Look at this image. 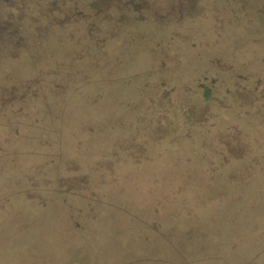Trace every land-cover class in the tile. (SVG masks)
I'll use <instances>...</instances> for the list:
<instances>
[{"label": "rangeland", "instance_id": "rangeland-1", "mask_svg": "<svg viewBox=\"0 0 264 264\" xmlns=\"http://www.w3.org/2000/svg\"><path fill=\"white\" fill-rule=\"evenodd\" d=\"M151 227L264 264V0H0V264H162Z\"/></svg>", "mask_w": 264, "mask_h": 264}, {"label": "trees", "instance_id": "trees-1", "mask_svg": "<svg viewBox=\"0 0 264 264\" xmlns=\"http://www.w3.org/2000/svg\"><path fill=\"white\" fill-rule=\"evenodd\" d=\"M200 90V88H199ZM199 97L201 98V100L203 102H208L209 101V91L208 90H204L203 92H197ZM167 111V109H166ZM151 232L153 233L152 237L151 236H146L148 238V240L151 239H155L156 236H158V239L161 240V242L163 244H161V248L158 249V251H154V257L157 258L159 260L160 263L162 264H200L203 263L204 260L207 258V256H205L204 254H201V259L204 260H199V258H194L193 257V253H191L189 247H182L181 244L180 245H176L174 244L175 242H172L173 240L170 239V237L166 236V235H158L156 234L155 230L153 229V227H151ZM180 240L182 241L181 243H184L186 240V236H180L178 237ZM160 240H157L160 242ZM178 241V240H177ZM168 242H170L172 245L170 246V248L168 247ZM68 250L67 252L71 253L70 256H67L66 259L62 258H57V262H54V264H86L87 258H84L83 261L79 258L80 256H84L88 258H92L94 255L93 251H88L85 253H82L83 251L77 250V249H73V251ZM22 252L23 255H28L29 254V260L34 262L32 264H50L49 262H47L49 256L46 253L44 256H42V259H40V253L38 251H32V250H20V253ZM138 253L142 254V255H146V251L143 250H138ZM198 251H194V254H197ZM125 253V252H124ZM127 255V254H126ZM142 259V258H140ZM124 260V259H123ZM150 260V258L148 259ZM154 261H156V259H153ZM112 264H128L125 263L124 261H119V260H112ZM134 264H136V260H133ZM157 262V261H156ZM194 262V263H193ZM15 264V263H14ZM26 264H27V260H26ZM144 264H155L152 263L150 261H146L144 262Z\"/></svg>", "mask_w": 264, "mask_h": 264}]
</instances>
